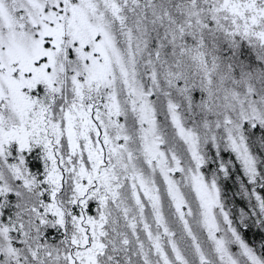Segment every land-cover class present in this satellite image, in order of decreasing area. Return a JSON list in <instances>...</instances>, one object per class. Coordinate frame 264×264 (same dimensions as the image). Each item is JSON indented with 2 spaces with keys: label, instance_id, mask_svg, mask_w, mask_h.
Here are the masks:
<instances>
[{
  "label": "snow or ice",
  "instance_id": "obj_1",
  "mask_svg": "<svg viewBox=\"0 0 264 264\" xmlns=\"http://www.w3.org/2000/svg\"><path fill=\"white\" fill-rule=\"evenodd\" d=\"M0 264H264V0H0Z\"/></svg>",
  "mask_w": 264,
  "mask_h": 264
},
{
  "label": "trees",
  "instance_id": "obj_2",
  "mask_svg": "<svg viewBox=\"0 0 264 264\" xmlns=\"http://www.w3.org/2000/svg\"><path fill=\"white\" fill-rule=\"evenodd\" d=\"M231 195V193H229ZM251 235V234H250Z\"/></svg>",
  "mask_w": 264,
  "mask_h": 264
}]
</instances>
